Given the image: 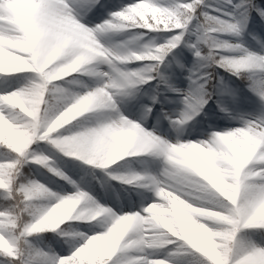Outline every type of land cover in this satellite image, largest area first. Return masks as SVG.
<instances>
[{
    "label": "snow or ice",
    "instance_id": "6c2138e0",
    "mask_svg": "<svg viewBox=\"0 0 264 264\" xmlns=\"http://www.w3.org/2000/svg\"><path fill=\"white\" fill-rule=\"evenodd\" d=\"M228 2L234 6L232 11L227 13V18L220 14H211L224 21L238 19L245 22L246 15H250L251 10L255 9L264 18V7L253 0ZM95 3L96 0H0V74L30 70L38 76L27 84L0 91V119L13 127H19L25 122L35 125L34 134L24 137L23 147H13L0 140V145L7 146L17 154L14 158L0 160V189L7 190V197L15 201L13 204H0V255L5 257L0 264H174L173 257L180 250L193 253L196 256V264H264V243L251 238L245 240L238 235L239 230L247 226H264V160L258 159L264 154V66L232 71L238 76L247 73L248 87L260 98V113L254 119L241 117L243 126L228 130H211L204 138L195 140L178 139L170 142L165 139L158 143L141 144L129 136L131 130L139 128L132 123L136 120L121 113L113 100L116 90L126 89L139 80L130 71L120 72V69H145L144 75L150 79H163L164 73L158 70L159 60L173 48V43L181 41L190 21L195 19L199 22L202 12H208L202 7L205 0H200L199 4L196 0H131L130 3L110 11L104 20L88 26L79 17ZM153 10L168 15L183 13L188 15L189 19L186 24L177 27H150L148 24L152 23ZM138 18L147 19L148 24H145L143 19L136 22ZM126 24L143 26L148 30L172 31L173 34L164 38V41L169 42L168 49L161 51L159 56L155 57L156 60L144 61L142 67H129L123 62L141 59H128L124 53L129 48L124 43H104L97 38L98 33L109 27L123 29ZM187 30L196 32L190 47L198 58L197 49L202 47L199 39L202 29L197 23L195 29L188 27ZM137 35L146 36L147 33ZM147 40L153 45L162 43L156 42L154 37H148ZM184 43L189 44V41L185 39ZM224 50L227 49L216 51L218 54L229 55L225 54ZM249 51L264 55V49L261 52ZM89 62H103L107 65V70L98 71V81L94 85H85L87 90L65 93L59 102L49 104L47 95L52 86L50 82L55 79H48V69L71 63L84 68ZM148 69L154 71L150 72ZM211 71L214 72L215 69L212 68ZM193 73L198 75L193 76ZM189 77L194 83L185 90L183 99L186 107L178 117L181 121L186 120L189 114L205 103L204 85L211 76L209 69L202 70V62L197 59L189 70ZM200 77L204 79L201 80ZM29 90H42L39 109L36 111H32L28 105H23L24 96ZM86 94H90L92 99L83 110L70 119L61 116L70 104L80 103ZM152 100H156L155 95ZM219 106L227 111L223 104ZM25 108L29 110L26 111ZM105 108L115 109V115L105 116L101 113L93 125L76 131L69 129L70 134H63L64 126L80 114L89 109ZM149 110L150 104L145 106V115ZM139 132L144 136L151 135V132H145L143 129H139ZM241 137L247 138V147L252 149L246 160L233 150V144ZM38 139L50 140L61 151H68L72 156L79 157L92 152L106 153L116 143H123L126 139L132 147L139 150H128L120 157L129 152L145 153L156 150L162 153L167 161L162 177L151 173L144 175L157 198L147 204L141 203L139 209H119V214L108 207L113 221L127 217L120 238L111 248L89 244L90 237L106 229L92 234H81L84 236L83 242L78 243L67 255H49L39 248H33L25 237L40 231L30 230V225L39 212L33 211L30 215L25 206L30 208L33 204L41 203L38 199L40 197L31 194L39 180L30 178L20 181L19 165L27 159L38 162L31 157L47 156L30 150V145ZM256 161L262 163H254ZM51 171L70 179L60 170ZM140 175L139 172H131L127 177L136 180ZM188 181H194L210 193V202L206 203V199L202 198L193 199ZM39 182L50 189L45 183ZM71 182L75 184V181ZM53 196L55 202L44 204L50 206L70 198L79 199L81 202L94 199L79 186L76 190L63 194L51 190L48 197ZM152 205L165 213L163 218L150 207ZM194 208L212 211L208 213L193 210ZM156 233L160 235L157 237ZM177 238H181L186 247L181 249L179 244H175L163 254H136L134 251L143 249L145 245H166ZM186 264H191V261Z\"/></svg>",
    "mask_w": 264,
    "mask_h": 264
},
{
    "label": "trees",
    "instance_id": "16d2710c",
    "mask_svg": "<svg viewBox=\"0 0 264 264\" xmlns=\"http://www.w3.org/2000/svg\"><path fill=\"white\" fill-rule=\"evenodd\" d=\"M131 0H96L95 5L83 14L84 17L95 21L97 18L105 19L109 15V12L122 7L123 5L130 3ZM165 2V0H161ZM254 3L264 7V0H253ZM209 5L213 7H208ZM233 3H229L228 0H205V4L202 5L208 12L220 14L227 17V13L232 11ZM246 13L247 10L245 9ZM246 28L243 30L242 36H236L234 33H219L222 38L229 40L240 39L247 45L249 50L261 51L264 48V18L255 10L252 9L250 15H246L245 18ZM198 22L193 19L189 25L186 26L184 34L181 37V41L177 42L172 49L167 51L158 62V70L164 73V78H155L148 81H139L133 85L127 86V92H137L144 105H151L149 121H153L152 115L156 116L160 122L164 123L168 118L169 112L175 110L179 105L186 107L183 99V93L190 87L194 81L190 80L189 70L194 66L198 59L194 55V49L190 47L191 41L195 40L196 32L188 31L187 28H196ZM137 33H147V35H137ZM173 34L169 30H148L143 26H126L123 29L107 28L99 33L101 39L106 42H122L128 48H133L135 45H142L147 41L148 37H154L156 42H164V38ZM187 39L189 44H185ZM225 54L235 55L241 54L240 50L228 49L224 50ZM156 60L155 57H146L137 61L123 62L128 64L129 67H142L144 61ZM103 62H89L84 67H92L98 69L99 66L104 65ZM204 68L209 69L211 79L205 83V89L211 92L206 102L199 107L198 111H195L194 115L190 114V118L186 122H177L179 125L184 126L190 130V127L206 129L211 122H217L222 125H228L232 119H239L244 114L258 115L261 111L260 98L256 92L248 87V79L234 74L232 71L226 70L220 65H203ZM215 71L212 72L211 69ZM148 71H154L148 69ZM247 71V70H241ZM198 73H193V76ZM33 76H37L30 70L18 71L9 74H0V91H3L19 80L30 81ZM38 77V76H37ZM99 79L97 71H82L77 70L73 73L66 74L65 77H56L54 81H51V85H57L56 91H48L47 99L49 104L59 102L60 97L69 92H83L87 90L85 85H94ZM203 80V77H200ZM166 81V82H165ZM171 85V87H169ZM179 89V91H177ZM207 95V93H205ZM153 95L156 96V100L153 101ZM219 102V103H218ZM219 104H223L227 111L223 110ZM115 109L105 108L103 110L89 109L85 113L80 114L64 126L63 134H70L68 131L81 130L83 127L93 125L100 117L101 113L105 116L115 115ZM171 121V120H170ZM195 122V123H194ZM196 125V126H195ZM148 130H155L153 127L146 128ZM186 134L185 132H183ZM161 136V135H160ZM163 137V136H161ZM164 138V137H163ZM48 144L54 151V158H51L48 163L53 167L58 168L64 172L65 177L59 176L53 173L44 164L37 161L27 159L19 165V180L27 181L30 178H35L45 183L53 192L59 193L65 190L67 187L76 190L78 182L76 175L84 170L83 183L81 185L88 184L91 191L105 197L107 188L121 187L132 191L136 200L143 204H147V199L150 195L155 194L154 189L148 184L145 173H152L151 165L157 159H164L162 153L156 150H149L145 153L129 152L124 157L118 158L116 161L109 165L100 166L89 163L88 161L81 159L79 156L69 155L55 145L50 140L38 139L30 145V150L36 154H41V146ZM0 151L8 156L16 157L17 154L14 150H10L7 146L0 145ZM43 154V153H42ZM166 161V160H165ZM259 163H262L258 161ZM167 163V161H166ZM66 165L67 169H63L62 165ZM139 172L140 176L136 180L129 182L128 180L117 179L115 176H109L108 172H116L122 174H129L131 172ZM154 175V174H153ZM71 181H75L73 184ZM86 191V190H85ZM198 191V190H197ZM205 196L210 193H205ZM93 197V196H92ZM41 203H53L55 197H42L38 198ZM95 199V198H94ZM96 200V199H95ZM98 201V200H96ZM99 202V201H98ZM15 203L7 197V190L0 189V204L8 205ZM106 206L105 204H103ZM107 207V206H106ZM24 215V214H22ZM195 217H193L194 219ZM106 225L100 222V218L96 217L93 220L75 219L70 218L62 221L56 229L40 230L36 233L27 235L25 238L29 241L33 248H39L49 255H67L73 250V240L76 238H82L81 234L94 233L101 231ZM256 231L259 235L264 236V226H247L239 230L238 235L247 240L250 237L251 231ZM175 244H179L181 249L186 247V244L177 238L176 241L170 242L166 245H158L162 250L171 249ZM133 251V250H125ZM136 254H144L143 249L134 250ZM174 258L178 260L188 259L196 262V256L190 252H184L182 250L177 251ZM5 259L3 255H0V262ZM174 264H179L174 262Z\"/></svg>",
    "mask_w": 264,
    "mask_h": 264
},
{
    "label": "clouds",
    "instance_id": "9594fccd",
    "mask_svg": "<svg viewBox=\"0 0 264 264\" xmlns=\"http://www.w3.org/2000/svg\"><path fill=\"white\" fill-rule=\"evenodd\" d=\"M196 3L199 4L200 0H196ZM183 16V19H181ZM143 18H138L136 22H139ZM189 19L188 15L183 13L179 15H168V14H159L156 10H153L151 16L152 23L148 24L147 19H143L145 24H148L150 27H159L163 25L165 28L177 27L181 24H186ZM199 26L202 29V34L200 35V43L202 47L197 49L198 59L202 62L203 65L219 64L229 71H237L240 69H246L251 66H264V55L253 53L242 43L240 39L229 40L222 38L219 33H234L236 36H242L243 30L246 28V22L240 21L238 19L232 21H224L219 17L212 15L210 12H202L201 19L199 20ZM180 35V34H177ZM168 41H164L161 44L153 45L151 41H145L142 45H135L133 48L124 53L128 59H143L146 57H158L161 51H166L168 49ZM174 43L171 45L174 47ZM217 49H234L240 50L241 54L235 55H223L218 54ZM147 68V66H145ZM77 70L82 71H100V69H94L92 67L81 68L76 63H71L66 66H57L49 68V80H54L57 76H63L69 73H72ZM130 71L131 74L136 77L139 81L145 79H150V77L144 75L145 69H120V72ZM242 77L248 78L247 73H243ZM211 79V77H209ZM57 85H52L50 91H56ZM204 92L207 95H204V101L206 102L208 96L211 95V92L208 89H204ZM42 90H29L23 100V105L30 106L32 111L39 109L40 99L42 97ZM92 97L90 94H86L80 101V103L70 104L65 112L61 113V116L65 119H70L77 112L83 110V107L91 101ZM22 105V106H23ZM25 110H29L25 108ZM197 109L196 111H198ZM195 112L191 113L194 115ZM190 118V114L186 119ZM59 119V118H58ZM179 119V118H177ZM133 124L139 126L138 129H133L130 131L129 136L141 144H152L162 142L165 139L160 135H157L151 130L145 129L137 121H133ZM34 124H29L25 122L19 127H13L7 121L0 119V140H4L13 147H23L24 137L34 134ZM139 129H143L145 132H151L150 136H144L140 134ZM128 150H139L138 148L132 147L127 139L123 143H116L110 151L100 154L97 152H92L86 155L80 156L81 159L88 161L94 165L105 166L109 165L112 162L116 161L123 152ZM233 150L237 152L238 155L242 157L243 160H246L248 156L251 155L252 149L247 147V138L241 137L236 143L233 144ZM67 154L71 155V152L66 151ZM32 159H37L39 163L44 164L50 170L59 171V169L54 168L52 164H49L48 161L51 159L49 156H36L31 157ZM258 159L264 160V154H261ZM2 167V166H0ZM109 176H115L117 179L128 180L129 182L132 179L128 178L127 175L116 172H108ZM2 183V181H0ZM189 191L191 195L196 193L193 190H198L199 195L197 198H202L206 200H211V196H205V193H208L201 185L196 184L194 181L187 182ZM51 193V190L48 189L44 184L39 181L36 182V185L31 190V194L37 197H48ZM29 210L31 215L33 211H38L39 214L36 216L35 220L30 225V230H44V229H55L62 221L75 218V219H84V220H93L96 217L100 218V222L106 225V230L89 238V244L93 246H103L111 248L115 245L116 241L120 238L124 227L127 223V217H121L119 220L113 221L111 216L108 213V207L98 205L94 199L81 202L79 199L70 198L63 201H58L52 205H46L44 203H36L29 206H25ZM153 210L160 214L161 218L165 213L162 210L157 209L155 205L150 206ZM203 212L211 213V209H193ZM103 213V214H102ZM157 237L159 233L155 234Z\"/></svg>",
    "mask_w": 264,
    "mask_h": 264
},
{
    "label": "rangeland",
    "instance_id": "374dc122",
    "mask_svg": "<svg viewBox=\"0 0 264 264\" xmlns=\"http://www.w3.org/2000/svg\"><path fill=\"white\" fill-rule=\"evenodd\" d=\"M231 12V11H230ZM83 23H85L88 26L94 25L100 21H102V18H97L95 21L91 22L90 19L81 16L79 17ZM224 18H227L224 16ZM97 38L100 39L102 42L103 40L101 39L99 33L97 34ZM105 43V42H104ZM244 44V43H243ZM245 45V44H244ZM246 46V45H245ZM264 49V48H263ZM262 51V50H261ZM260 51V52H261ZM98 69H103L107 70V65H101L98 67ZM98 72V71H97ZM38 78L37 76H33L31 79ZM30 79V80H31ZM30 81L26 80H19L16 83H14L12 86H10L7 89H12L16 88L20 85H24L29 83ZM185 93H183V96ZM113 100L116 104V107L119 109L121 113H123L125 116L129 117L130 119L136 120L138 123L141 124L142 127L145 129L148 127H153L157 133V135H161L164 137V139L170 141V142H175L176 140H188V139H197V138H204L206 134L211 131V130H228L233 127L237 126H243V119H254L257 115L255 114H244L241 119H232L229 121L228 125H222L217 122H210L208 127L206 129H201V128H191L190 130L187 131L188 128H185L184 126L179 125L177 122L181 121L179 119H170V118H178L181 114V110L184 109L182 105H179L175 110H172L169 112L168 118L171 120H166L164 123L160 122L158 119H156L155 115H152L153 121H149V111L145 115V106L140 97L136 93H127L124 89L121 90H116L113 95ZM114 116V115H113ZM188 119L183 120L181 122H186ZM195 123V122H194ZM196 126V125H195ZM185 132L186 134H184ZM41 151L43 154L54 158V151L53 149L48 145V144H43L41 146ZM13 158L11 156H8L0 151V160L3 159H10ZM254 163H259L258 161ZM166 161L164 159H157L152 165H151V171L154 175L161 176L163 174V169L166 166ZM63 169H67L66 165H62ZM84 170H81L75 177L78 182V186L82 190H86L87 192L90 193L91 196H93L96 200L99 201L100 204H105L107 207L111 208L113 211L118 212L119 214V209H123L124 211H130V210H135L140 208L139 202L136 200L135 196L133 195L132 191L129 189H124L121 187H112V188H107V191L105 193V197H101L100 195L93 193L88 186V184L84 185L82 187V181H83V176H84ZM81 184V185H79ZM74 191L72 188L67 187L64 192H61L60 194H63L65 192H71ZM195 195H192L193 199H196L199 195V192L197 190H193ZM156 194H152L148 197L147 202L150 200L156 199ZM163 202V200H161ZM210 202L208 200L205 201ZM195 219V218H194ZM103 228L101 231L105 230ZM87 234H92V233H87ZM250 237L252 240L264 243V238H262L261 235H259L256 231H251ZM84 236L82 238H76L73 240V249L75 246H78V243L83 242ZM165 250H162L158 245H145L144 246V252L145 253H154L158 252L160 254H163ZM174 262H177L179 264H186V262L190 261L188 259L185 260H178L177 258L175 259L173 257ZM191 264H196L195 261H191Z\"/></svg>",
    "mask_w": 264,
    "mask_h": 264
}]
</instances>
